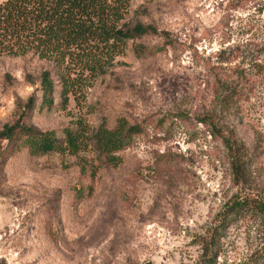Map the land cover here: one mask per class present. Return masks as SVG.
Here are the masks:
<instances>
[{
  "label": "rangeland",
  "instance_id": "374dc122",
  "mask_svg": "<svg viewBox=\"0 0 264 264\" xmlns=\"http://www.w3.org/2000/svg\"><path fill=\"white\" fill-rule=\"evenodd\" d=\"M126 21L156 29L136 41L152 55L129 42L103 75H71L66 99L53 62L0 58V130L22 113L57 138L120 120L142 130L117 166L91 144L16 149L0 178V264H264V216L224 214L264 203V0H131ZM228 91L240 95L224 112Z\"/></svg>",
  "mask_w": 264,
  "mask_h": 264
},
{
  "label": "trees",
  "instance_id": "16d2710c",
  "mask_svg": "<svg viewBox=\"0 0 264 264\" xmlns=\"http://www.w3.org/2000/svg\"><path fill=\"white\" fill-rule=\"evenodd\" d=\"M131 0H3L0 4V58L32 57L39 61L53 62L65 72L61 95L75 88L77 76L87 72L90 76L104 74V67L112 60V54L123 51L131 42L134 52L151 56L152 52L136 41L156 34L152 26L129 24ZM75 67V68H74ZM219 84V83H218ZM54 84L49 73L41 75V108L54 107ZM239 93L229 91L217 96L222 111H228ZM33 101L26 109L31 111ZM5 125L0 130V178L7 158L16 149L25 147L31 155L40 156L53 152L60 155H76L92 145L99 156L111 166L120 162L117 154L128 149L134 138L142 134L139 126H130L120 120L112 129L103 122L88 139L82 132L65 130L61 138L52 132H40L20 120ZM245 212L264 216V203L250 207L233 201L226 207L230 216Z\"/></svg>",
  "mask_w": 264,
  "mask_h": 264
}]
</instances>
